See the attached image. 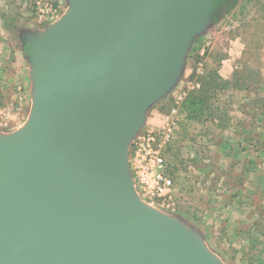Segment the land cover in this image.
<instances>
[{
  "label": "water",
  "instance_id": "95a60500",
  "mask_svg": "<svg viewBox=\"0 0 264 264\" xmlns=\"http://www.w3.org/2000/svg\"><path fill=\"white\" fill-rule=\"evenodd\" d=\"M217 2L71 0L25 39L34 103L21 130L0 136V264H220L146 207L128 164Z\"/></svg>",
  "mask_w": 264,
  "mask_h": 264
},
{
  "label": "rangeland",
  "instance_id": "374dc122",
  "mask_svg": "<svg viewBox=\"0 0 264 264\" xmlns=\"http://www.w3.org/2000/svg\"><path fill=\"white\" fill-rule=\"evenodd\" d=\"M36 1L0 0V136L21 130L33 110L34 70L25 39L43 34L71 3L55 0L52 19L38 16ZM235 72L238 89L221 82L212 90L215 115L189 119L183 103L200 80L214 73L229 82ZM179 95L165 152L173 205L152 208L183 225L220 264H248L247 229L264 217V196L255 193L264 192V0H218L190 42L176 83L148 108L146 120L159 126ZM2 112L9 113L6 127ZM236 138L245 141L239 145Z\"/></svg>",
  "mask_w": 264,
  "mask_h": 264
},
{
  "label": "built area",
  "instance_id": "2783aa9c",
  "mask_svg": "<svg viewBox=\"0 0 264 264\" xmlns=\"http://www.w3.org/2000/svg\"><path fill=\"white\" fill-rule=\"evenodd\" d=\"M40 18L56 16L55 0H37L35 2ZM193 87L198 88L197 83ZM179 95L165 116L161 124L154 126L152 118L146 120L145 125L131 140L128 152V164L133 179L134 188L138 197L154 208L168 210L173 205V179L169 175L164 151L168 147L179 112ZM1 125L7 126L5 120L9 113L2 112Z\"/></svg>",
  "mask_w": 264,
  "mask_h": 264
},
{
  "label": "trees",
  "instance_id": "16d2710c",
  "mask_svg": "<svg viewBox=\"0 0 264 264\" xmlns=\"http://www.w3.org/2000/svg\"><path fill=\"white\" fill-rule=\"evenodd\" d=\"M246 76H252V72L245 71ZM208 75L204 76L200 80V88L198 90H194L188 93L187 97L184 100L183 107L188 114L189 119H195L197 115L206 116L207 119L212 118L215 115V104L212 103V90L216 89L220 84L223 83L225 85L231 86L234 89H238L242 84L239 83L238 72L233 74L232 79L228 81H222L218 76L214 73H207ZM214 74V75H213ZM242 83V82H241ZM228 86H224L225 88ZM2 105V98L0 97V106ZM215 108V109H214ZM170 109V107H169ZM169 111V110H168ZM219 111V110H218ZM219 113V112H218ZM222 115V114H221ZM221 118V116H220ZM237 143L239 145L245 140H241L236 138ZM255 144H258L256 141ZM256 148V146H252ZM164 151V158L165 152ZM257 165V164H256ZM170 175V174H169ZM258 194V199L264 196V192L255 191ZM252 225V224H251ZM247 252L246 255L249 254L248 264H264V217L259 214L258 220L254 222V224L247 229Z\"/></svg>",
  "mask_w": 264,
  "mask_h": 264
},
{
  "label": "bare ground",
  "instance_id": "6f19581e",
  "mask_svg": "<svg viewBox=\"0 0 264 264\" xmlns=\"http://www.w3.org/2000/svg\"><path fill=\"white\" fill-rule=\"evenodd\" d=\"M148 209H151V206L149 207V206H146Z\"/></svg>",
  "mask_w": 264,
  "mask_h": 264
}]
</instances>
